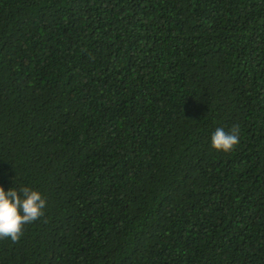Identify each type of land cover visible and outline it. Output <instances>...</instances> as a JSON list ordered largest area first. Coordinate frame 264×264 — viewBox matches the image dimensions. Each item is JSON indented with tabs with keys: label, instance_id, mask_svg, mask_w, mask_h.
I'll use <instances>...</instances> for the list:
<instances>
[{
	"label": "trees",
	"instance_id": "trees-1",
	"mask_svg": "<svg viewBox=\"0 0 264 264\" xmlns=\"http://www.w3.org/2000/svg\"><path fill=\"white\" fill-rule=\"evenodd\" d=\"M0 186V264H264V0H0Z\"/></svg>",
	"mask_w": 264,
	"mask_h": 264
},
{
	"label": "clouds",
	"instance_id": "clouds-1",
	"mask_svg": "<svg viewBox=\"0 0 264 264\" xmlns=\"http://www.w3.org/2000/svg\"><path fill=\"white\" fill-rule=\"evenodd\" d=\"M239 143V128L230 132L217 128L211 137V146L225 153L234 150ZM46 199L38 191L29 187L5 191L0 186V239L10 238L18 242L26 225L44 216Z\"/></svg>",
	"mask_w": 264,
	"mask_h": 264
}]
</instances>
